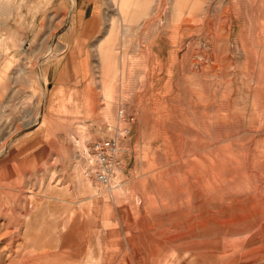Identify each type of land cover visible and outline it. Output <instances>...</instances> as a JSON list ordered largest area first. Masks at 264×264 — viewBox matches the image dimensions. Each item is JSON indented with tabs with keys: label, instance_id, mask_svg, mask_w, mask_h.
<instances>
[{
	"label": "rangeland",
	"instance_id": "obj_1",
	"mask_svg": "<svg viewBox=\"0 0 264 264\" xmlns=\"http://www.w3.org/2000/svg\"><path fill=\"white\" fill-rule=\"evenodd\" d=\"M77 3L0 0V264H264V0Z\"/></svg>",
	"mask_w": 264,
	"mask_h": 264
},
{
	"label": "built area",
	"instance_id": "obj_2",
	"mask_svg": "<svg viewBox=\"0 0 264 264\" xmlns=\"http://www.w3.org/2000/svg\"><path fill=\"white\" fill-rule=\"evenodd\" d=\"M118 113L120 117L117 116V124L109 126V134L94 143L92 151L84 156L81 163L84 178L108 187L119 183V176L124 172L123 138L131 132L135 120L123 108Z\"/></svg>",
	"mask_w": 264,
	"mask_h": 264
},
{
	"label": "bare ground",
	"instance_id": "obj_3",
	"mask_svg": "<svg viewBox=\"0 0 264 264\" xmlns=\"http://www.w3.org/2000/svg\"><path fill=\"white\" fill-rule=\"evenodd\" d=\"M116 116H119L120 117V114L118 113V111H117V113H116ZM26 124H28V123H26ZM14 220V219H13ZM7 228H9L8 226H7ZM16 229H17V227H16ZM5 235H9V234H13V233H11V231H6L5 233H4ZM3 235V234H2ZM10 236V235H9ZM1 239H2V236L0 237ZM13 239V236H12V238L10 239V240H12ZM3 240V239H2ZM4 241H6V240H4ZM29 244V243H28ZM16 245L12 242V241H10V243L9 244H7V247L8 248H10V250L11 251H13L14 252V250H15V248H17V247H15ZM27 247V246H26ZM26 247H24V249H26ZM24 249H23V253H22V255H21V259L20 258H18V256L15 254L14 256L15 257H17L15 260L17 261V260H19L20 262H24V264H31V261L33 260V259H30V255L28 254H26V253H24ZM31 251V250H30ZM15 252H16V250H15ZM17 253V252H16ZM12 264V263H11Z\"/></svg>",
	"mask_w": 264,
	"mask_h": 264
},
{
	"label": "crops",
	"instance_id": "obj_4",
	"mask_svg": "<svg viewBox=\"0 0 264 264\" xmlns=\"http://www.w3.org/2000/svg\"><path fill=\"white\" fill-rule=\"evenodd\" d=\"M77 2V8L79 9V11H82V14L85 16V14L90 10L88 9V7L91 5L92 0H77Z\"/></svg>",
	"mask_w": 264,
	"mask_h": 264
}]
</instances>
